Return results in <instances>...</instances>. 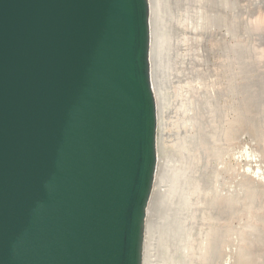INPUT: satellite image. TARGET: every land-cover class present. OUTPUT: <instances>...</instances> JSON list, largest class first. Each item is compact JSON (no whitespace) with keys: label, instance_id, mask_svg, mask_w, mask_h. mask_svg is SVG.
Returning a JSON list of instances; mask_svg holds the SVG:
<instances>
[{"label":"water","instance_id":"1","mask_svg":"<svg viewBox=\"0 0 264 264\" xmlns=\"http://www.w3.org/2000/svg\"><path fill=\"white\" fill-rule=\"evenodd\" d=\"M149 41L147 0H0V264H141Z\"/></svg>","mask_w":264,"mask_h":264},{"label":"rangeland","instance_id":"2","mask_svg":"<svg viewBox=\"0 0 264 264\" xmlns=\"http://www.w3.org/2000/svg\"><path fill=\"white\" fill-rule=\"evenodd\" d=\"M158 188L180 234L144 264H264V0H154ZM175 179L172 184L171 180Z\"/></svg>","mask_w":264,"mask_h":264},{"label":"bare ground","instance_id":"3","mask_svg":"<svg viewBox=\"0 0 264 264\" xmlns=\"http://www.w3.org/2000/svg\"><path fill=\"white\" fill-rule=\"evenodd\" d=\"M149 6V75L151 81V87L155 99L156 106V117H157V130H156V169L154 173L153 183L151 192L148 198V202L145 208L143 233H142V246H141V264H144V236L151 235L155 232L160 235L159 245L164 252L167 246L174 244L177 237L180 234V227L177 225V217L180 213V203L181 199L173 188L169 190H162L158 188L159 176L163 175L161 169L158 170V155L160 146L158 143V128H159V95L158 87L161 82V66H160V56H161V44L159 41V19L156 17L153 3L154 0H147ZM175 179L171 180L173 184Z\"/></svg>","mask_w":264,"mask_h":264}]
</instances>
